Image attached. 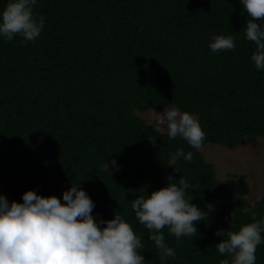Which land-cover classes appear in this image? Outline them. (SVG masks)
I'll return each mask as SVG.
<instances>
[{"label": "trees", "instance_id": "16d2710c", "mask_svg": "<svg viewBox=\"0 0 264 264\" xmlns=\"http://www.w3.org/2000/svg\"><path fill=\"white\" fill-rule=\"evenodd\" d=\"M33 12L45 17L39 37H0V193L9 202L29 188L62 198L79 185L97 220L123 216L141 237L144 264H161L131 200L164 186L169 173L183 175L191 202L212 210L191 236L161 229L176 252L165 264H220L226 254L214 247L223 239L216 230L236 231L253 213L264 216V191L251 202L245 174L219 179L200 149L170 139L139 112L189 111L206 134L202 144L234 149L264 138V69L250 59L255 44L244 38L243 5L37 0ZM213 32L231 34L235 49L211 52ZM178 150L192 151V161ZM255 254L264 264V243Z\"/></svg>", "mask_w": 264, "mask_h": 264}, {"label": "clouds", "instance_id": "9594fccd", "mask_svg": "<svg viewBox=\"0 0 264 264\" xmlns=\"http://www.w3.org/2000/svg\"><path fill=\"white\" fill-rule=\"evenodd\" d=\"M239 2L248 13L244 38L255 44L250 59L257 70L264 69V0ZM36 4L37 0H6L0 9V37L12 40L19 35L26 41L39 37L45 17L34 14ZM208 47L213 53L234 50L236 41L231 34L213 32ZM156 125H164L170 139L181 137L195 149L201 147L206 135L192 113L175 106H164ZM178 155L189 163L193 159L192 151L178 150ZM167 180L150 194L131 200L136 220L149 230L148 239L159 250L161 264L176 256L161 229L167 227L177 239L191 236L197 233L195 222L208 217L212 210L211 205L205 209L191 202L186 189L192 186L185 176L175 178L169 173ZM94 205L85 189L73 183L62 198L29 188L21 200L9 202L0 193V264H144L145 257L139 251L144 244L131 224L116 212L111 219L97 220ZM252 215L253 221L236 231L216 230L223 239L214 247L226 254L220 264H256L257 245L264 243V216L257 220L256 213Z\"/></svg>", "mask_w": 264, "mask_h": 264}, {"label": "rangeland", "instance_id": "374dc122", "mask_svg": "<svg viewBox=\"0 0 264 264\" xmlns=\"http://www.w3.org/2000/svg\"><path fill=\"white\" fill-rule=\"evenodd\" d=\"M159 113L160 111L153 109L143 113L139 112L149 123L155 125ZM156 127L167 131L164 125H156ZM199 149L208 161L214 163L219 179L229 178L234 174H245L249 186L246 197L253 202L262 196L264 191V138L257 141H245L234 149L211 143L202 144Z\"/></svg>", "mask_w": 264, "mask_h": 264}, {"label": "bare ground", "instance_id": "6f19581e", "mask_svg": "<svg viewBox=\"0 0 264 264\" xmlns=\"http://www.w3.org/2000/svg\"><path fill=\"white\" fill-rule=\"evenodd\" d=\"M192 260V259H191Z\"/></svg>", "mask_w": 264, "mask_h": 264}]
</instances>
